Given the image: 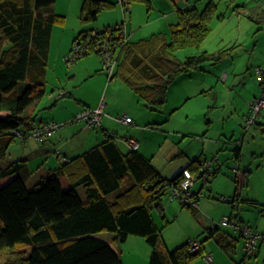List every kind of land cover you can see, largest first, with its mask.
<instances>
[{"label": "trees", "instance_id": "obj_1", "mask_svg": "<svg viewBox=\"0 0 264 264\" xmlns=\"http://www.w3.org/2000/svg\"><path fill=\"white\" fill-rule=\"evenodd\" d=\"M135 1L150 2H120L126 8L125 13L131 11L130 4ZM56 2L0 0V136H8L0 145V264H125L111 243L98 236L103 231L112 232L114 239L121 242L130 235L143 236L152 247L149 264L192 263L206 251L204 241L195 238L170 249L155 222L153 208L162 210L164 196L185 179V170L199 172L200 157L168 178L138 149L123 151L111 134L89 150L67 156L68 160H61L59 166L49 168L32 182V173L26 170L28 157L6 160L12 142L18 137L14 130L24 133L25 139H20L25 142L33 126L45 122L38 120L37 111L27 112V108L48 92L52 36L56 24L66 22V16L55 10ZM117 2L82 0L80 19L95 21L101 12L114 8ZM230 3L228 8L234 10L246 6ZM263 7L264 0H261L250 6L246 15L260 24L264 21ZM178 13L179 20L169 32L154 33L136 42L127 40L115 58L116 68L111 79H122L151 109L167 102L170 86L177 76L201 69L206 63H220L229 54L230 48L218 53L201 49L211 32V23L226 17L217 3L210 1L201 9L190 5L179 8ZM126 29L125 22L101 29L83 28L75 35L71 50L76 43L88 45L90 52L78 59L90 54L101 58L96 45L110 42L119 46L123 35L128 37ZM190 48L198 51L173 64L180 50ZM102 70L105 71L103 65ZM65 95L68 93L62 97ZM250 127L245 124L246 131ZM234 152L240 158L241 146ZM216 173L215 166L213 176ZM63 176L68 185L62 183ZM79 187L84 188V196ZM236 190L230 199L233 207L235 202L242 201L239 187ZM198 192H192L197 201ZM243 201L256 203L247 198ZM182 204L198 213L199 203L197 207ZM222 225L212 224L208 232L235 259L233 254L239 239L228 231L220 233ZM250 228L255 233L264 232ZM193 240L200 242L199 251L190 250ZM261 244L264 242L253 253H247L244 245L245 256H255Z\"/></svg>", "mask_w": 264, "mask_h": 264}, {"label": "rangeland", "instance_id": "obj_2", "mask_svg": "<svg viewBox=\"0 0 264 264\" xmlns=\"http://www.w3.org/2000/svg\"><path fill=\"white\" fill-rule=\"evenodd\" d=\"M69 2L71 0H59L57 3L59 8L57 12L66 16V22L64 25L56 24L55 26L50 56L52 66L58 57L59 33L61 32H66L69 37V35L77 34L82 28L101 29L121 22H125L127 30H129L128 23L131 22L132 3L130 4V12L125 13V7L117 2L114 8L101 12L97 20L82 22L80 8L78 9L73 5L70 12ZM237 2L251 6V4L261 1L235 0V3ZM227 3L226 0H222L219 4V11L224 12L226 17L223 20L215 19L211 23V32L201 47V49L213 53H218L224 48H230L227 57L220 63H206L201 69H194L189 74L179 76L169 89L167 102L160 108L152 110L143 100H140L141 107L138 109V115L143 120L149 119V122L144 123L147 126H142L145 127L144 129L149 128L150 130L142 138L140 136L137 138L140 142L149 141V152L153 156V163L163 176L171 178L178 169L186 166L189 160L196 156H201L202 160H211L217 156L219 162L214 161L213 169L222 162V171L213 176L210 182L204 183L202 178H198L193 184L192 191H199V195L202 193L198 200V213H195L192 208L183 206L178 197L170 200L169 194L165 195L162 200V210L157 206L153 208L155 222L162 230L163 238L170 249L195 238L204 241L207 250L190 264H209L205 256L210 253L214 258L212 264H264V244H261L263 247H261L262 251L258 257H246L245 239L240 230L232 225H222L218 230L220 233L228 231L239 239L237 250L233 254L235 259H232L217 244L216 238L210 237L207 225H204L206 220L212 225L219 223L223 217L228 216L232 218V222L238 221L240 225H248L259 231L264 230V125L262 126L263 130L256 125L251 126L252 128L250 127L251 129L246 131L245 120H243V112L246 110L251 89L258 86V96L262 92V87L257 83V78L260 79L257 67L264 65V21L258 24L246 14H240L239 18L234 8L227 7ZM156 5L158 7L156 11L160 12L162 0H155L152 7H150V3L135 2V6L140 8H136L134 13L135 21L132 24L134 29L136 23L148 18L149 12ZM61 10H68L69 13L66 11L61 13ZM153 33L155 31H141L133 38H139V36L148 38ZM197 51L195 48L180 50L176 54L173 64H176L178 60H184L188 54ZM77 61L69 67H63L64 73L67 75L71 73V69ZM101 73L107 77L105 71H99L87 80V84L86 81H80L76 85L77 87H74L75 81L69 78L68 81H71L69 90L73 93L59 98L57 86L60 87L59 83L65 85V81H60L54 77L56 74L51 67L49 69L47 94L31 104L27 108V112L37 111L38 120L47 122L55 121L61 124L70 121L77 113L63 122L58 119L65 116V105L70 109L80 105L77 102L78 97L75 95V90H77V94L82 91V95L89 98L88 86L91 87V90L93 87L97 91L100 90L102 82L97 76ZM52 89L54 90L53 97L50 96ZM107 97L109 99V94ZM56 98H59L56 105L51 106ZM131 104L134 107V102ZM121 114L123 111H119L118 115L115 116ZM260 120L264 124V112ZM128 130L126 126L119 127L118 138L121 140L134 136ZM7 138L8 136L5 135L0 136V144ZM51 140L42 142L29 136L25 142L28 141L32 145L25 146L24 142L16 137L9 148L6 160L28 157L26 170L32 173L30 179L36 180L50 168V164L39 166L38 162L41 159L39 152L51 148ZM236 140L243 141L240 161L232 157L231 149ZM26 150L29 152L27 155L24 152ZM52 163H55V157L52 158ZM246 168H249L248 184L239 187L235 180L242 177ZM194 174L196 175V173ZM237 187H239L242 201L235 202V207H233L230 199L236 193ZM78 190L84 196V188L79 187ZM245 198L257 200V203L249 204L248 201H243ZM111 235L113 233L108 231L98 233V236L105 240L111 239L109 242L121 255L125 264L150 263L152 247L143 236L130 235L128 240L113 243Z\"/></svg>", "mask_w": 264, "mask_h": 264}, {"label": "crops", "instance_id": "obj_3", "mask_svg": "<svg viewBox=\"0 0 264 264\" xmlns=\"http://www.w3.org/2000/svg\"><path fill=\"white\" fill-rule=\"evenodd\" d=\"M58 1L59 0H57V2L55 4V10L56 11L59 10L58 5H57ZM210 1L217 3L219 6V4L221 3L222 0H162V6H161V8H159L160 12L156 11L157 10L156 8H158L157 5L154 6L152 8V10L149 12V14L147 16L148 18H146V20L144 19L141 22L136 23V28L134 29L133 25H132V24H134V21H135L134 20V15H135L134 13L136 11V8H140L138 6L137 7L135 6V2H143V1H135L132 3V17H131V22H130L131 25H130V23H128V29L129 30L126 29L127 34L129 36V41L131 42V39L136 34H139L141 31H150L151 30V31H155V33H158L156 31L169 32L170 28L173 25H175L179 20V18H178V15H179L178 9L179 8H184V7L192 5V6H197L198 8L201 9L205 6V4H207ZM257 1H261V0H257ZM226 2H229V0H226ZM149 3H150V7H152V4L155 3V0H150ZM257 3H259V2H257ZM257 3H255V4H257ZM69 4H70V10L69 11L71 12L73 5H75V7H77L78 9L81 7L82 0H71V2H69ZM230 4L231 5H234V4L235 5L236 4L244 5L245 3H238V2L235 3V0H233V2H231ZM255 4H251V6L255 5ZM227 7H228V4H227ZM249 7H250V5L240 6L239 8H237L235 10L237 15L239 16V18L241 16L240 14H246L248 12ZM218 9H219V7H218ZM65 11H66V13H69L68 10H61V13L65 12ZM79 12H80V10H79ZM240 21H241V19L238 21L239 24H240ZM82 29H80V30H82ZM156 29H158V30H156ZM54 33H55V31H54ZM54 33H53L52 41H51V50H52V43H53V39H54ZM59 34H60V36H59L60 37V43H58V45H59L58 50H57L58 57L55 59V63L52 66V68H53V72L56 74L54 77H57L60 81H63V80L65 81V85L62 83H59L60 87L57 86L58 93L60 94L63 91L65 93H68V95H70V94L72 95L73 92L69 90L71 81H68V79L71 78V79H73V81H75L74 87H77L76 85H78L80 83V81H83V82L86 81V84H87L88 79L93 77L99 71L100 72L103 71L102 70V62H101V58L99 57V55L91 54V55L85 56L84 58H81L80 60H78L76 65L73 66V68L71 69V73H69L68 75L65 74L63 67L65 68V66H67L66 65V57L71 50L72 42H73V39H74L76 34L71 35V36L69 35V37L66 34V32L65 33L61 32ZM143 38H144L143 36H141V37L139 36V38H133L132 42H136L135 41L136 39L140 40ZM189 73L190 72H187L184 74H189ZM184 74H181V75H184ZM181 75H179V76H181ZM65 76L67 77L66 80H65ZM179 76H177L175 80H177V78ZM189 76H192V75H189ZM97 77H99L101 82H102V86H101L100 90L97 91L94 87L91 90V87L88 86L87 94H89L90 98L87 97L86 95H82V91H80L77 94V90H75V95H77V97H78L77 102L80 105H78L72 109H70L67 105H65V108H66L65 116L62 117L61 119L60 118H58V119H59V121L63 122V121H65V119H68L69 117H71L75 113H78L79 111L83 110L84 108H96L99 105L104 104V114L102 116L101 124L98 127H94V128L88 127L84 121L70 122V123L63 125L50 138V139H52L51 140V142H52L51 148H47V149L39 152L40 157H41V159L38 162L39 166H41V165L44 166V165L50 164V168H56L57 166H59V164L62 160L61 157H64V156L73 157V156L79 155V154L89 150L90 148L94 147L95 145H97L101 141L105 140L111 134L116 137V140H117L120 148L123 151H128V150L132 149L130 142L127 140L128 138L136 139L140 143L139 147L137 149L144 156L151 158L152 162H153V156L149 152L150 151L149 150V144H148L149 141L143 140V142H140V140H138V138H137V136H140L142 138V136H145L146 132H148V130H150L149 128L144 129L145 127L142 126V125H145L144 124L145 122L146 123L149 122V119L143 120V118L140 115H138V113H139L138 109H139V107H141L140 106V104H141L140 100H142V99L140 97H138L139 95L134 90H132L131 87H129L120 78L111 79L108 77V75H107V77L105 75H103V73L99 74ZM258 77H259V75H258ZM175 80H174V82H175ZM257 83H259V85L261 86V84L259 82V78H257ZM53 93H54V90L52 89L50 96L51 95L53 96L54 95ZM258 93H259V87L254 86L250 91V95L248 96L249 99L247 102L246 110H244L245 112H243V120H244L245 114L250 109L251 102L256 97H258V95H259ZM108 94H109V99L107 97ZM133 94H135V95H133ZM135 96L137 97V99H135L136 98ZM127 98H128V100H127ZM133 102H134V107L131 104ZM152 110H154V109H152ZM119 111H123V114H121L120 116H122V115L131 116L133 118L134 123L133 124H125V123L121 122V124H120V122L116 119V117H120V116H115V115H118ZM41 121H44V120H41ZM256 125H258L259 128H261L263 130L262 126L264 124L261 120H259L253 126H256ZM121 126H126L127 129H129L128 131L132 132V134H134V136H129V137H126L125 139L120 140L118 138V133H119L118 128ZM145 126H147V124ZM140 128H143V129H140ZM251 128H249V129H251ZM242 142L243 141L239 142L236 140L234 147H232V149H231L232 157L238 161H240V159L242 157ZM23 144L26 146L30 143L28 141H26ZM30 145H32V144H30ZM238 145L241 146L240 158L237 157L235 152H234V149ZM24 152L26 155H27V153H29L27 150ZM57 152H59V155L57 154ZM54 157H55V163L53 164L52 158H54ZM198 157H200L202 159L201 156H196L194 158H198ZM193 159H191V160H193ZM191 160H189V162ZM182 168L183 167L178 169L176 172L180 171ZM248 169L249 168H246L244 170V173L240 179L236 178V182H237V184H239V187H240V185L248 184V175H247L249 172ZM216 171H217L216 175L222 171V162H220V164L216 165ZM245 180H247V183H244ZM32 181H33V179H31V182ZM61 181L64 185H68V180L66 177H64V176L61 177ZM202 187H203V185L200 187V189H202ZM239 196H240V194H239ZM247 199H249V198H247ZM251 200H254V199H251ZM254 201H256V203H257V200H254ZM256 203H251V204H256ZM204 225H207V229L209 227H211L208 220H206ZM111 236H112L111 238L113 239L112 240L113 243H116L117 241L114 239L115 238L114 234ZM128 238H127V240H128ZM109 240H111V239H109ZM109 240H107V241H109ZM261 247H263V246L259 247V249L257 250V252L258 251L259 252L258 253L256 252L255 257H258L259 254L261 253V251H262ZM209 264H212V263H209Z\"/></svg>", "mask_w": 264, "mask_h": 264}, {"label": "built area", "instance_id": "obj_4", "mask_svg": "<svg viewBox=\"0 0 264 264\" xmlns=\"http://www.w3.org/2000/svg\"><path fill=\"white\" fill-rule=\"evenodd\" d=\"M121 3H126L127 0H118ZM126 10V8L124 9ZM128 37L126 34L123 35V39L120 42V45H113L112 43H104V44H97V50L101 53V61L103 65V69L107 71L109 78L115 72L116 68V56L118 55L120 49L124 46L127 42ZM74 48L70 51V53L66 57V64L67 66L73 65L77 60L78 57L83 55L89 51V46L76 43ZM90 54V53H88ZM257 71L259 72L260 79L259 82L262 86L261 95L256 97L250 105V109L248 110L247 114L245 115V124L247 127L253 126L258 122L259 117L264 112V65H260L257 67ZM65 92H61L57 96L60 97ZM104 114V104L99 105L96 108H84L83 110L79 111L73 119L70 121H84L86 125L90 128L98 127L101 124L102 116ZM119 122L125 124H133V118L129 115H122L120 117H116ZM66 123H57L55 121H45L33 126V128L28 133V136L33 137L36 140L44 141L46 138L52 137L54 133L61 128ZM14 133L21 139H25L24 133L20 129L14 130ZM132 149H137L139 147V142L134 138L127 139ZM62 160H68V157H61ZM214 161H219L218 157L215 156L213 159L202 160L201 165L199 168V172L194 174L191 170H185L184 176L185 179L181 181L177 186L173 187L170 192V200H174L176 197L180 198L181 202L184 204H189L192 206L197 207L198 201L196 200V196H192V187L195 181L198 178H202L204 183L210 182L214 175ZM238 170V169H237ZM202 195V193H201ZM200 195V196H201ZM221 224L227 225L232 224L237 226L236 222H232V220L225 216L220 220ZM215 224V223H214ZM241 233L245 236V251L247 253H253L257 246L264 242V232H257L255 233L248 225L237 226ZM201 244L198 240H193L191 243V251H199ZM205 259L211 263L213 261L212 254H208L205 256Z\"/></svg>", "mask_w": 264, "mask_h": 264}, {"label": "clouds", "instance_id": "obj_5", "mask_svg": "<svg viewBox=\"0 0 264 264\" xmlns=\"http://www.w3.org/2000/svg\"><path fill=\"white\" fill-rule=\"evenodd\" d=\"M63 95H64V94H63ZM63 95H62V96H63ZM51 96H52V95H51ZM62 96H60V97H62ZM52 97H53V96H52ZM69 122H71V121H69ZM69 122H66V124L69 123ZM64 123H65V122H64ZM57 131H58V130H57ZM58 153H59V152H58ZM64 157H67V156H64Z\"/></svg>", "mask_w": 264, "mask_h": 264}]
</instances>
